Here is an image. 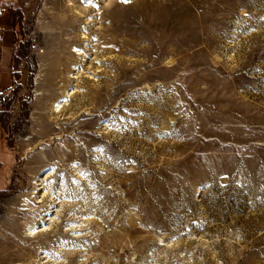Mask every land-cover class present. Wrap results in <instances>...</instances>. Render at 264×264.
<instances>
[{
  "label": "rangeland",
  "instance_id": "rangeland-1",
  "mask_svg": "<svg viewBox=\"0 0 264 264\" xmlns=\"http://www.w3.org/2000/svg\"><path fill=\"white\" fill-rule=\"evenodd\" d=\"M8 1L0 264H264V0Z\"/></svg>",
  "mask_w": 264,
  "mask_h": 264
},
{
  "label": "crops",
  "instance_id": "crops-1",
  "mask_svg": "<svg viewBox=\"0 0 264 264\" xmlns=\"http://www.w3.org/2000/svg\"><path fill=\"white\" fill-rule=\"evenodd\" d=\"M8 0H0V99L10 92L15 84L14 56L16 32L13 14ZM6 109L0 107V113ZM7 137L6 128L0 119V190L9 185V175L14 165V155Z\"/></svg>",
  "mask_w": 264,
  "mask_h": 264
},
{
  "label": "bare ground",
  "instance_id": "bare-ground-1",
  "mask_svg": "<svg viewBox=\"0 0 264 264\" xmlns=\"http://www.w3.org/2000/svg\"><path fill=\"white\" fill-rule=\"evenodd\" d=\"M84 11H85V10H84ZM84 37H85V36H84ZM73 52H76V51L73 50ZM77 54H81V53H76V55H77ZM54 95L56 96V93H55ZM57 95H58V94H57ZM58 96H62L61 93H60Z\"/></svg>",
  "mask_w": 264,
  "mask_h": 264
},
{
  "label": "snow or ice",
  "instance_id": "snow-or-ice-1",
  "mask_svg": "<svg viewBox=\"0 0 264 264\" xmlns=\"http://www.w3.org/2000/svg\"><path fill=\"white\" fill-rule=\"evenodd\" d=\"M125 2H127V0H125Z\"/></svg>",
  "mask_w": 264,
  "mask_h": 264
}]
</instances>
